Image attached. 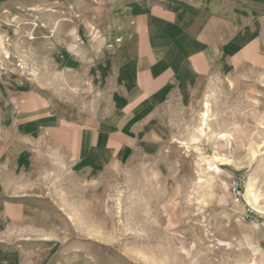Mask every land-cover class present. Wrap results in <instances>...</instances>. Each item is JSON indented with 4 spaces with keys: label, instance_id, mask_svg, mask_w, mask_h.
Masks as SVG:
<instances>
[{
    "label": "rangeland",
    "instance_id": "obj_1",
    "mask_svg": "<svg viewBox=\"0 0 264 264\" xmlns=\"http://www.w3.org/2000/svg\"><path fill=\"white\" fill-rule=\"evenodd\" d=\"M262 250L264 0H0V264Z\"/></svg>",
    "mask_w": 264,
    "mask_h": 264
},
{
    "label": "bare ground",
    "instance_id": "obj_2",
    "mask_svg": "<svg viewBox=\"0 0 264 264\" xmlns=\"http://www.w3.org/2000/svg\"><path fill=\"white\" fill-rule=\"evenodd\" d=\"M4 49V48H3ZM6 53H8L7 51H5ZM244 197L246 199V202L249 203L251 206H255L257 205V202H258V196L251 190H248L246 192V194H244ZM261 251V249H259ZM262 262L261 264H264V250H262ZM254 263V261H253ZM252 264V263H251ZM255 264V263H254Z\"/></svg>",
    "mask_w": 264,
    "mask_h": 264
},
{
    "label": "built area",
    "instance_id": "obj_3",
    "mask_svg": "<svg viewBox=\"0 0 264 264\" xmlns=\"http://www.w3.org/2000/svg\"><path fill=\"white\" fill-rule=\"evenodd\" d=\"M231 194L235 202L241 200V191L238 184H234L231 188Z\"/></svg>",
    "mask_w": 264,
    "mask_h": 264
}]
</instances>
